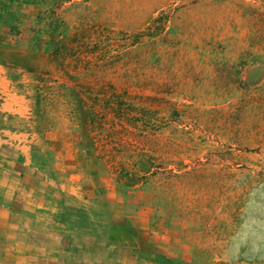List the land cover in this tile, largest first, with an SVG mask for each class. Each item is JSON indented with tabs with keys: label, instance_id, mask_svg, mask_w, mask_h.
<instances>
[{
	"label": "rangeland",
	"instance_id": "1",
	"mask_svg": "<svg viewBox=\"0 0 264 264\" xmlns=\"http://www.w3.org/2000/svg\"><path fill=\"white\" fill-rule=\"evenodd\" d=\"M10 8L44 52L33 159L77 264H264V0Z\"/></svg>",
	"mask_w": 264,
	"mask_h": 264
},
{
	"label": "crops",
	"instance_id": "2",
	"mask_svg": "<svg viewBox=\"0 0 264 264\" xmlns=\"http://www.w3.org/2000/svg\"><path fill=\"white\" fill-rule=\"evenodd\" d=\"M11 3L0 0V264H77L62 198L33 159L37 131L28 88L44 52L24 36L27 19L6 11Z\"/></svg>",
	"mask_w": 264,
	"mask_h": 264
},
{
	"label": "trees",
	"instance_id": "3",
	"mask_svg": "<svg viewBox=\"0 0 264 264\" xmlns=\"http://www.w3.org/2000/svg\"><path fill=\"white\" fill-rule=\"evenodd\" d=\"M159 17L160 16L153 18L152 21L155 22ZM162 23L164 24V22H162ZM134 166L135 165H133L132 170H127L123 174L125 177H127L126 178L127 179L126 184L130 187H133V186L137 185L139 182H141V180L146 179V177H147L146 175L149 174V172H150V166L147 165L146 161H143L140 163V167L138 170L143 172V174L141 176H138L139 172H137L138 170Z\"/></svg>",
	"mask_w": 264,
	"mask_h": 264
}]
</instances>
